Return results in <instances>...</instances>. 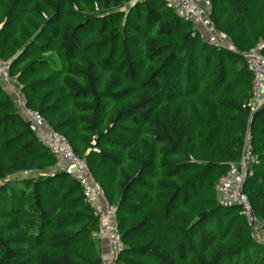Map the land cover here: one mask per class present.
Listing matches in <instances>:
<instances>
[{
    "label": "trees",
    "instance_id": "1",
    "mask_svg": "<svg viewBox=\"0 0 264 264\" xmlns=\"http://www.w3.org/2000/svg\"><path fill=\"white\" fill-rule=\"evenodd\" d=\"M207 1L226 46L166 0H0V58L26 109L116 206L113 264H264L214 188L248 131L257 163L242 191L264 221V104L251 113L243 59L260 43L264 57V0ZM54 164L0 85V264H102L99 218Z\"/></svg>",
    "mask_w": 264,
    "mask_h": 264
},
{
    "label": "built area",
    "instance_id": "2",
    "mask_svg": "<svg viewBox=\"0 0 264 264\" xmlns=\"http://www.w3.org/2000/svg\"><path fill=\"white\" fill-rule=\"evenodd\" d=\"M176 15L189 21L194 29L201 32L205 41L212 46H225L209 17L210 4L207 0H166ZM260 43L243 54L248 70L253 75L250 100L251 113L264 104V57L260 54ZM10 62L0 58V85L2 90L13 99L21 115L29 123V128L53 154L55 164L52 172H63L80 186L84 200L99 218L100 225L95 237L104 242L107 252L103 255L102 264H113L114 258L122 250L123 244L117 231L116 206L109 204L100 186L94 181L84 159L77 157L66 139L52 133L44 119L35 111L26 109L21 89L22 86L10 74ZM257 163L252 153L250 135L244 136L240 158L229 165L227 172L215 184L216 201L225 208L237 207L246 224L251 228L252 238L264 243V221L256 218L248 197L243 193V185L253 173ZM30 175L29 172L22 176Z\"/></svg>",
    "mask_w": 264,
    "mask_h": 264
},
{
    "label": "crops",
    "instance_id": "3",
    "mask_svg": "<svg viewBox=\"0 0 264 264\" xmlns=\"http://www.w3.org/2000/svg\"><path fill=\"white\" fill-rule=\"evenodd\" d=\"M226 44H227V43H226ZM227 45H228V44H227ZM225 46H226V45H225ZM101 246H102L103 250L106 251L107 248H106V245H105L104 242L101 243Z\"/></svg>",
    "mask_w": 264,
    "mask_h": 264
}]
</instances>
